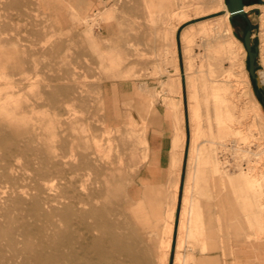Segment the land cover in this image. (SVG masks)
<instances>
[{"label": "rangeland", "instance_id": "rangeland-1", "mask_svg": "<svg viewBox=\"0 0 264 264\" xmlns=\"http://www.w3.org/2000/svg\"><path fill=\"white\" fill-rule=\"evenodd\" d=\"M224 1L104 0L103 10L81 16L66 0H0V246L12 240L22 248L27 236L71 230L61 220L66 200H50L57 188L36 179V155L71 145V155L54 160L71 164V183L76 170L79 192L89 193V159L107 173L109 161L124 157L118 143L131 136L123 114L146 132L150 116V107H125L118 95L112 110L109 86L126 79L164 90L175 75L169 87L182 89L184 107L181 121L175 115L167 180L139 179L142 145L129 171L155 194L168 264L179 256L182 264H229L240 240L264 247V96L248 73L242 39L249 29L256 71L264 74V0H244V14L228 18L219 43L209 37ZM10 125L22 129L17 147L25 154L4 160ZM125 205L132 203L126 198ZM0 253L20 264L21 253Z\"/></svg>", "mask_w": 264, "mask_h": 264}, {"label": "bare ground", "instance_id": "bare-ground-1", "mask_svg": "<svg viewBox=\"0 0 264 264\" xmlns=\"http://www.w3.org/2000/svg\"><path fill=\"white\" fill-rule=\"evenodd\" d=\"M228 18L229 12L224 1L222 14L217 19V31L210 35V39H218L219 43L227 39L230 31ZM177 25L178 22L173 26V40ZM257 75L258 81L264 84L263 72L257 71ZM181 114L180 111V121ZM123 116L129 118L130 125L129 128L125 127L124 133L131 136L128 142L123 137L119 140L118 145L124 157H120L119 161H109L107 173L104 170L99 171L90 158L87 167L89 174L93 175L91 182L94 187L85 195L79 192L76 170L71 183V164L63 167L54 160V157L71 155V145L63 144V152L59 155L56 150L45 149L43 155L35 156L36 179L48 188H57L50 200H66L65 207L61 210V220L68 225L71 223V230L63 234L34 236L35 240L32 241L27 236L22 248H15L10 240L0 246V251L8 249L14 250L16 254L21 253L20 264H168L167 249H170V242L168 239L165 249L161 240L159 213L155 212L150 200L155 194L148 189L147 184L141 192L137 191L134 187L135 180L129 175L130 169H134L136 165L135 153L141 145L145 147L143 161L147 158L146 129L132 127V117L126 113ZM10 127L13 128L8 137L11 143L7 145L8 150L2 151L4 160L16 154H25L24 147H17L22 137V129L13 125ZM104 165L106 166L105 162ZM126 198L132 203L129 207L125 205ZM35 203H38L37 197ZM81 204L87 207H80ZM177 261L182 264L185 261L184 256H179ZM8 263L9 257L0 253V264Z\"/></svg>", "mask_w": 264, "mask_h": 264}, {"label": "crops", "instance_id": "crops-1", "mask_svg": "<svg viewBox=\"0 0 264 264\" xmlns=\"http://www.w3.org/2000/svg\"><path fill=\"white\" fill-rule=\"evenodd\" d=\"M66 1L81 16L104 9V0ZM113 26L111 22L102 26L107 36L114 32ZM172 73H175V68H173ZM171 79L177 83L175 75L166 77L165 84L167 87L164 90L158 83L140 89L138 82L126 79L116 81L114 85H110L108 88L110 97L108 106L112 110L113 107H118L115 100L116 95L124 100L125 107L128 105L129 107H150L146 132L147 158L141 164L138 172L139 179L150 185L164 184L167 180L171 162L172 141L176 130L175 115L178 113L180 116L181 107H184L182 89H178V87L171 89L169 87ZM134 187L139 192L143 189L139 181H135ZM227 262L229 264H264V247L260 242L252 243L247 240L235 242Z\"/></svg>", "mask_w": 264, "mask_h": 264}, {"label": "water", "instance_id": "water-1", "mask_svg": "<svg viewBox=\"0 0 264 264\" xmlns=\"http://www.w3.org/2000/svg\"><path fill=\"white\" fill-rule=\"evenodd\" d=\"M244 5V0H225V6L227 11L229 12V18L232 19L235 16L243 15ZM242 39L247 53L248 73L251 79L254 81L256 88L262 91L264 96V84H261L258 81V75L256 71L257 64L255 61L257 57V46L252 44L251 31L249 29H246Z\"/></svg>", "mask_w": 264, "mask_h": 264}]
</instances>
